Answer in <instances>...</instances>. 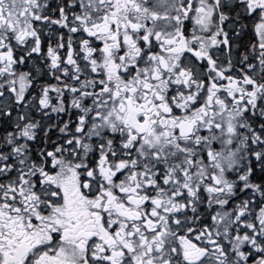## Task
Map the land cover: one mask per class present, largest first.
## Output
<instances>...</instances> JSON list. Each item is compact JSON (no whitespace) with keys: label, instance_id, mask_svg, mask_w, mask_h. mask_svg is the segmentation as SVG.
<instances>
[{"label":"snow or ice","instance_id":"snow-or-ice-1","mask_svg":"<svg viewBox=\"0 0 264 264\" xmlns=\"http://www.w3.org/2000/svg\"><path fill=\"white\" fill-rule=\"evenodd\" d=\"M0 264H264V0H0Z\"/></svg>","mask_w":264,"mask_h":264}]
</instances>
